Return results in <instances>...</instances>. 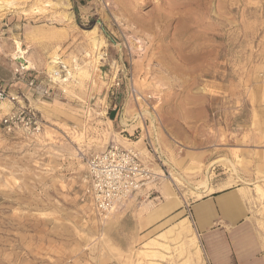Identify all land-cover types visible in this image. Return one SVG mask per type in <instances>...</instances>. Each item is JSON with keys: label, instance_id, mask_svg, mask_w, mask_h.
<instances>
[{"label": "rangeland", "instance_id": "374dc122", "mask_svg": "<svg viewBox=\"0 0 264 264\" xmlns=\"http://www.w3.org/2000/svg\"><path fill=\"white\" fill-rule=\"evenodd\" d=\"M123 1L0 0V123L16 98L43 124H0V264H209L190 205L231 188L264 235V0ZM147 137L159 199L97 219L87 158Z\"/></svg>", "mask_w": 264, "mask_h": 264}, {"label": "built area", "instance_id": "2783aa9c", "mask_svg": "<svg viewBox=\"0 0 264 264\" xmlns=\"http://www.w3.org/2000/svg\"><path fill=\"white\" fill-rule=\"evenodd\" d=\"M29 85L33 87L35 82L31 81ZM43 94L47 96L49 91L45 90ZM4 99L5 93L0 91V100ZM11 101L15 108L1 119L3 131L8 135H40L43 124L37 113L19 105L16 98ZM145 141L149 153L154 155L155 166L145 163L136 148L115 142L104 151L87 158L81 201L97 219H107L131 201L156 197V186L170 176L152 139L147 137Z\"/></svg>", "mask_w": 264, "mask_h": 264}, {"label": "crops", "instance_id": "0c3cea01", "mask_svg": "<svg viewBox=\"0 0 264 264\" xmlns=\"http://www.w3.org/2000/svg\"><path fill=\"white\" fill-rule=\"evenodd\" d=\"M122 132L132 134L129 129ZM161 154L163 158L168 157L163 149ZM142 157L145 163L155 165L149 155ZM247 192L245 188L217 190L190 205L195 231L209 264H264V235L252 220ZM164 193L170 195L171 191L164 188ZM174 202L169 199L160 212L170 211Z\"/></svg>", "mask_w": 264, "mask_h": 264}, {"label": "bare ground", "instance_id": "6f19581e", "mask_svg": "<svg viewBox=\"0 0 264 264\" xmlns=\"http://www.w3.org/2000/svg\"><path fill=\"white\" fill-rule=\"evenodd\" d=\"M121 1V3L122 2H124L123 0H120ZM120 2H119V4H121ZM125 3V2H124ZM123 3V5H125ZM171 13V12H170ZM173 13V12H172ZM168 17H169V14H168ZM97 69V68H96ZM54 75V74H53ZM8 105V104H7ZM4 107H6V105H5V103H4ZM140 115V114H139ZM144 115V114H143ZM142 116V115H141ZM123 123L125 124L126 122H124L123 121ZM120 142H123V143H125V141H123L122 139H120ZM138 142H135V143H131V144H128V143H126V145H127V147H129L130 148V146H132V144L133 145H136ZM144 153V152H143ZM146 156V155H145ZM148 156V155H147ZM176 179V178H175ZM176 180H179L178 178L176 179ZM207 185H208V183H207ZM205 189H208V191H212L211 189H210V187L208 186V188H206V186H205ZM165 206V205H164ZM167 206V205H166ZM169 209V208H168ZM184 221H186V220H184ZM185 225H187V224H185ZM189 225V224H188ZM181 227V226H180ZM187 227V226H186ZM186 232V231H185ZM178 235V234H177ZM180 236V235H179ZM165 238V237H164ZM178 238V237H177ZM179 238H181V237H179ZM192 241V240H191ZM195 242V241H194ZM150 243V242H149ZM151 244V243H150ZM156 245H157V243H156ZM155 246V245H154ZM182 248V247H181Z\"/></svg>", "mask_w": 264, "mask_h": 264}]
</instances>
